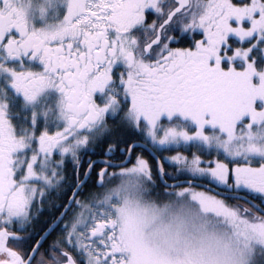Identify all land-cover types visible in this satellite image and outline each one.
I'll use <instances>...</instances> for the list:
<instances>
[{"label":"snow or ice","instance_id":"6c2138e0","mask_svg":"<svg viewBox=\"0 0 264 264\" xmlns=\"http://www.w3.org/2000/svg\"><path fill=\"white\" fill-rule=\"evenodd\" d=\"M0 264H264V0H0Z\"/></svg>","mask_w":264,"mask_h":264},{"label":"trees","instance_id":"16d2710c","mask_svg":"<svg viewBox=\"0 0 264 264\" xmlns=\"http://www.w3.org/2000/svg\"><path fill=\"white\" fill-rule=\"evenodd\" d=\"M93 158H96L95 156Z\"/></svg>","mask_w":264,"mask_h":264}]
</instances>
